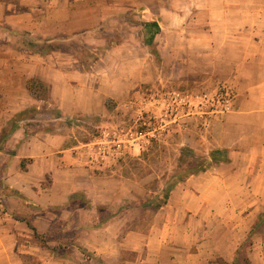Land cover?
<instances>
[{"label": "crops", "instance_id": "obj_1", "mask_svg": "<svg viewBox=\"0 0 264 264\" xmlns=\"http://www.w3.org/2000/svg\"><path fill=\"white\" fill-rule=\"evenodd\" d=\"M112 1L149 5L145 0ZM153 1L159 7H174L151 18L143 16L159 23L156 39L165 37L164 23L171 18L180 30L188 28L189 54L203 51L212 55L207 70L230 72L226 78L214 77V83L232 88L234 97L225 108L210 113L205 130L209 150L227 151L229 161L212 163L205 172L178 183L157 211L154 227L141 233L140 243L134 241L136 232L127 216L102 218L98 209L126 203L118 189L93 190L96 182L106 187L116 179L89 173L79 159L84 145L73 146L68 127L62 124L69 116L102 115L106 98L91 105L77 99L69 108L68 72L77 62H70L61 51L45 50L46 45L70 40L68 20L76 14L72 8L96 4L0 0V187L8 186L11 193H0V264H24L27 255L43 258L31 226L39 234L49 231L54 222L50 210L74 202L78 193L87 195L92 204L88 211H74L90 212V225H76L77 244L104 264L159 260L160 264H264V225L258 226L264 214V0ZM254 71L263 73L255 76ZM33 79L49 88L48 100L32 96L28 83ZM42 104L48 105L44 114H53L50 109L55 108L61 112L50 118L55 132L44 126L30 132L25 122L33 118L17 119L29 107L41 110ZM32 243L37 254L28 251ZM42 260V264H67L51 253Z\"/></svg>", "mask_w": 264, "mask_h": 264}, {"label": "rangeland", "instance_id": "obj_2", "mask_svg": "<svg viewBox=\"0 0 264 264\" xmlns=\"http://www.w3.org/2000/svg\"><path fill=\"white\" fill-rule=\"evenodd\" d=\"M145 1L149 4L147 7H131L124 1L88 0L96 5L72 8L76 14L68 20L70 40L53 43L45 49L54 48L53 52L61 51L70 62H77L68 72L66 104L69 108L77 99L89 101L91 105L92 101L106 98V112L102 115L69 116L62 124L68 127L73 146L84 145L79 150V159L89 173L116 179L106 187L94 183V192L104 188L118 189L125 194L126 203L121 202L120 207H98L101 217L127 216L128 224L136 232L133 240L137 243L142 239L141 233L147 234L156 223L155 205L159 197L170 186L180 183L191 166L211 162L214 151L209 150L205 133L210 113L229 105L235 94L227 85L214 83L215 78H226L230 72L207 70L212 55L203 51L189 54L188 28L184 26L180 30L171 18L164 23L165 37L155 39L157 54L153 53L145 44L146 31L141 23L174 7H159L153 0ZM111 2L120 5L109 6ZM254 72L255 76L263 73ZM249 73L253 71L246 72ZM40 84L32 96L48 100L49 88ZM47 106L42 104L39 111L29 107L17 119L33 118L32 122H25L30 132L43 126L55 132L57 127L50 118L60 117L61 112L55 108L50 109L53 114L50 111L44 114ZM102 163L106 166L100 167ZM2 190L4 194H11L8 186L0 187V193ZM72 201L50 210L53 225L41 234L47 246L38 241L43 258L53 249L54 259L65 260L67 264H104L92 251L84 253L85 248L76 240V225L91 223L90 212L78 215L74 211H88L92 200L78 193ZM1 208L8 213L6 207ZM28 251L37 254L33 243L28 244ZM27 256L24 264L43 263L41 255ZM142 264H160V260Z\"/></svg>", "mask_w": 264, "mask_h": 264}, {"label": "trees", "instance_id": "obj_3", "mask_svg": "<svg viewBox=\"0 0 264 264\" xmlns=\"http://www.w3.org/2000/svg\"><path fill=\"white\" fill-rule=\"evenodd\" d=\"M141 26L144 29V31H146L145 44L153 50V53L157 54V52H156V50L154 48V44H155V39H156L157 35H159L160 32H161V28H160L159 23L157 21H150V22H147V21L145 22L144 21V22L141 23ZM51 45L52 44L46 45V47H49L50 48ZM32 46H34V44H32ZM35 47H38V46H35ZM53 49H51V50H53ZM37 50H38V48H37ZM46 51H48V50H46ZM40 85L41 84H40L39 81L33 79V80H31L28 83V89H29V91L31 93H34V91H37L39 89ZM211 159H212V162H210L207 165H205L204 162H197L194 166H191L188 169L186 175L183 176V178L180 180V182L185 181V179L188 178L190 175H196V174L205 172L206 170H208L210 168V166H211L212 163L219 164V163H223V162H228L229 161L228 152L227 151H224V150L223 151L222 150L214 151V153L211 155ZM176 185L177 184L175 183L172 186H170L166 190V192L159 197V202L155 205L156 211H159L163 206H165L167 204V201H168L170 192L172 191V189ZM263 225H264V214H262L260 216L259 221H258V226L259 227H262ZM31 228L34 231L35 238L39 242H41L40 244L41 245L43 244L42 246H47L44 243L43 236L38 233V231L36 230V228H34L32 226H31ZM50 251H51L52 256H54V254H55L54 250L51 249ZM82 251L84 253H88L87 252V249H83ZM89 255L86 254V256H88V257H89Z\"/></svg>", "mask_w": 264, "mask_h": 264}]
</instances>
